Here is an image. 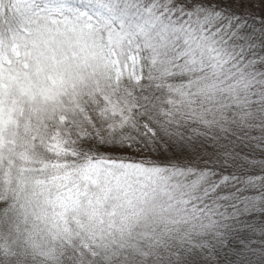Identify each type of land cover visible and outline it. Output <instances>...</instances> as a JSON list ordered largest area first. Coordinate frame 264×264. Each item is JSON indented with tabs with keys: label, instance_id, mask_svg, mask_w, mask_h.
<instances>
[{
	"label": "trees",
	"instance_id": "1",
	"mask_svg": "<svg viewBox=\"0 0 264 264\" xmlns=\"http://www.w3.org/2000/svg\"><path fill=\"white\" fill-rule=\"evenodd\" d=\"M64 1L0 0V44ZM79 2L126 33L141 78L106 102L92 93L79 107H19L17 148L0 157V264H264L240 238L239 198L261 185L242 183L245 164L205 160L213 135L202 110L213 97L199 94L250 59L261 86L264 11L222 0ZM210 33L227 43L216 61ZM92 99L115 107L97 113Z\"/></svg>",
	"mask_w": 264,
	"mask_h": 264
},
{
	"label": "rangeland",
	"instance_id": "2",
	"mask_svg": "<svg viewBox=\"0 0 264 264\" xmlns=\"http://www.w3.org/2000/svg\"><path fill=\"white\" fill-rule=\"evenodd\" d=\"M66 1L40 14L36 22H23L11 40L0 44V157L17 148L9 134L18 130L22 104L32 103L36 109L41 105L79 107L82 98H94L93 94L106 102V93H130L132 87L128 83L141 78L137 55L124 48L126 33L100 26L83 9L79 2L82 0ZM222 1L225 7L243 3L264 11V0ZM221 42L227 46L216 33L209 34V47L216 50L214 61ZM238 46L234 43L231 47ZM252 62L251 59L243 62L246 70L231 66L225 72L226 82L212 79L199 94L213 97V102L202 110L203 123L213 135L211 145L204 150L205 160L214 166L245 164L249 174L241 179L242 183L261 185L258 194L244 201L239 198L242 202L239 211L248 210L240 219L243 226L240 238L264 253V170L259 168L264 162V74L254 75L261 86L253 88L254 69L252 75L247 71ZM123 78L128 82L119 84ZM92 100L97 113L115 107L112 101L103 105ZM225 210L230 214V207Z\"/></svg>",
	"mask_w": 264,
	"mask_h": 264
}]
</instances>
